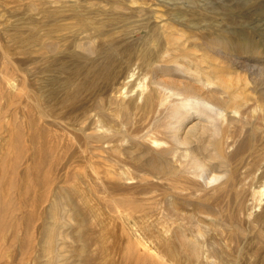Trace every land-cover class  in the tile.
Wrapping results in <instances>:
<instances>
[{
	"label": "bare ground",
	"instance_id": "1",
	"mask_svg": "<svg viewBox=\"0 0 264 264\" xmlns=\"http://www.w3.org/2000/svg\"><path fill=\"white\" fill-rule=\"evenodd\" d=\"M39 1L31 4L44 18L27 33L18 30L15 41L41 53L35 60L64 77L34 91L21 87V94L34 95L44 122L77 132L70 142L86 166L73 191L98 228L99 249H108L115 234L119 249L159 264H236L243 258V264H261L264 87L239 89L209 60L171 52L184 36L191 48L202 40L228 53H243L258 41L212 25L195 11L196 0L159 1L167 17L151 0ZM210 48L205 56L213 55ZM234 61L251 80L264 74V58ZM168 63L174 70L164 79L159 71ZM13 82L7 79L0 94L11 92ZM242 82L247 85L245 76ZM66 202L61 209L76 215L77 206ZM231 233L236 246L246 242L248 248L229 250Z\"/></svg>",
	"mask_w": 264,
	"mask_h": 264
},
{
	"label": "rangeland",
	"instance_id": "2",
	"mask_svg": "<svg viewBox=\"0 0 264 264\" xmlns=\"http://www.w3.org/2000/svg\"><path fill=\"white\" fill-rule=\"evenodd\" d=\"M155 1L151 0L156 4L153 5L156 12L167 17L165 6L158 3L161 0ZM31 2L40 4L39 0H0V47L5 54L0 53V74H3L0 75V87L7 86V79L14 81L15 85L11 92L0 94V224H3L0 226V264H159L161 259L134 256L123 247L119 249L120 239L115 234H110V249H99L95 237L98 228L85 213L73 191L86 166L81 150L70 142L73 136H77V132L44 122L33 103L34 95L21 94V87L23 90L29 88L34 91L38 86L49 84L53 77H64L53 67L44 65V59L35 60L41 53L33 50L30 45L22 48L15 41L18 30L27 33L26 30L32 28V22L44 18L41 10L33 9ZM193 6L197 13L209 16L210 23L218 25L227 34L249 35L258 44L245 47L243 53H228L219 47H205L202 40H198L191 48L192 40L184 36V40H179V44L183 45L180 48L174 47L171 52L177 55L182 50V53L193 55L200 62L209 60L218 69L228 73L239 89L250 91V87H264V74L254 76L257 80H251L246 68L234 63V60L243 62L249 58H264V0H196ZM65 44L61 41L60 49ZM208 48L212 56L204 55ZM72 51L79 52L78 49ZM70 57L66 59H72ZM170 67L168 63L159 71L165 73L164 79L172 76L174 69ZM18 68L25 79L17 75ZM149 75L146 74L147 77ZM146 76L141 78L144 80ZM244 76L247 85L242 82ZM56 86L62 88L60 83ZM36 99L41 103L38 96ZM66 200L77 206L76 215L74 211L67 212V206L61 209L67 203ZM222 213L226 214V211ZM104 218L115 226L109 213H105ZM221 218L220 222L224 223L225 217ZM225 242L231 251L239 246L245 247L244 250L248 248L246 242L236 246L234 233ZM244 260L237 259L235 263L243 264Z\"/></svg>",
	"mask_w": 264,
	"mask_h": 264
}]
</instances>
